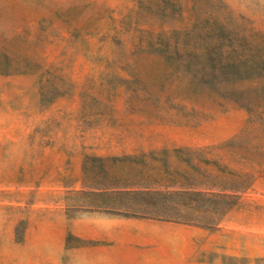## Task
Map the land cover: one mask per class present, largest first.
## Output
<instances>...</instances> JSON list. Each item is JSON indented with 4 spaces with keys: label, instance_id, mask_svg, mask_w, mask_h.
<instances>
[{
    "label": "rangeland",
    "instance_id": "374dc122",
    "mask_svg": "<svg viewBox=\"0 0 264 264\" xmlns=\"http://www.w3.org/2000/svg\"><path fill=\"white\" fill-rule=\"evenodd\" d=\"M0 264H264V0H0Z\"/></svg>",
    "mask_w": 264,
    "mask_h": 264
}]
</instances>
